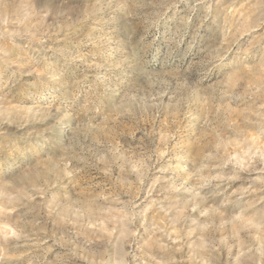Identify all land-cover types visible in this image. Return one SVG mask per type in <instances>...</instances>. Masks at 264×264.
Masks as SVG:
<instances>
[{"label": "rangeland", "instance_id": "obj_1", "mask_svg": "<svg viewBox=\"0 0 264 264\" xmlns=\"http://www.w3.org/2000/svg\"><path fill=\"white\" fill-rule=\"evenodd\" d=\"M62 8V30L18 40V46L9 43L8 63H0V181L13 180L18 187H26L37 173L51 181L52 162L65 154L70 130L75 129L79 143L93 152L100 145L118 142L137 158L142 152L155 153V167L136 189L138 199L145 200L157 176L173 175L171 171L161 174L159 169L180 163L187 169L179 174L184 179L193 163L215 152L221 140L238 139L237 133L245 137L260 134L264 140V109L260 108L264 88L248 95L264 85V24L254 27L264 20V0H67ZM29 72L32 75H27ZM52 76L58 79L50 80ZM161 80L167 82L165 107L146 116L137 112L135 119L116 116L114 110L129 92L138 97L146 92L155 94L161 91ZM106 87L114 91L106 92ZM177 100L181 101L179 107ZM33 105L41 111L28 112ZM64 110L72 115L65 121L63 138L50 139L40 147L38 134L48 136L45 129ZM258 111L261 115H255ZM81 124L84 126L78 128ZM177 129L175 141L169 139V133ZM29 132L33 133L30 139L20 138ZM165 147L166 154L159 158ZM178 156L187 159L178 162ZM65 162L81 167V178L50 187L38 197L39 215L28 216L37 221L40 241L46 240L44 248L51 251L22 249L23 258L13 264H34V257L40 264H64L65 249L50 238L60 234L57 218L44 207L53 194L67 192L73 199L78 195L88 199L92 191H100L91 186L106 183L120 190L119 167H113L108 180L99 171L104 165L93 167L95 161L90 156L87 167L78 161ZM241 183H233L228 191ZM185 198L181 193L173 202ZM220 199L215 198L216 202ZM17 215L0 217V222L11 223ZM191 215L198 218L199 212ZM151 230L149 220L140 230L139 243L148 239ZM69 238L77 242L72 232ZM132 252L142 255L136 247ZM145 261L153 264L147 257ZM68 264L83 262L70 259Z\"/></svg>", "mask_w": 264, "mask_h": 264}, {"label": "clouds", "instance_id": "obj_2", "mask_svg": "<svg viewBox=\"0 0 264 264\" xmlns=\"http://www.w3.org/2000/svg\"><path fill=\"white\" fill-rule=\"evenodd\" d=\"M66 2L0 0V63H8L9 43L18 46V40L47 35L52 29L62 30L59 20L65 15L62 5ZM260 24H264V20L254 27ZM116 67H122V64ZM147 78L152 87L151 76ZM49 79L54 81L58 77ZM98 80L102 82V78ZM159 83L161 91L155 94L146 92L143 97H138L129 92L125 101L114 110L116 116L135 119L137 112L146 116L152 110L165 107L163 97L167 94L164 91L167 82L161 80ZM262 88L264 85L248 95H255ZM110 90L114 91L105 89L106 92ZM180 103L177 100L176 106ZM260 108L264 109V105ZM27 111L38 113L41 109L33 105ZM57 112L61 110L57 109ZM71 115V111L64 110L59 119L53 117L54 122L45 129L49 135L38 134L41 137L37 141L39 146L43 147L50 139L63 138L65 121ZM255 115L261 113L258 111ZM83 126L77 125L78 128ZM88 126L95 127L90 123ZM70 131L69 147L49 169L51 181L39 173L26 187H18L13 180L0 181V200L6 201L0 203V217L18 213L11 223L0 222V264H13L14 260L22 259L25 254L22 249L51 251V248H44L46 240L40 241L37 221L28 216L39 215L38 197H43L50 187L64 180L73 183L81 178L83 169L65 161H78L87 167L89 156L95 161L93 167L104 165L99 171L108 180L112 179L113 167L120 168L121 178L117 181L120 190L115 191L106 183L91 186L99 187L100 191H92L88 199L79 195L73 199L67 192L62 196L56 193L44 204L48 214L57 218L60 234L50 238L54 245L65 249L61 257L64 264L70 259L83 264H146L145 257L153 264H264V140L260 134L245 137L237 133L238 139L221 140L216 144L215 152H209L198 163H193L187 178L179 177L181 172L187 171L180 163L159 169L161 174L171 171L173 175L157 176L148 196L139 200L136 189L145 183L155 167L152 159L155 153L142 152L137 158V154H129L131 150L124 149L118 142L104 146L99 141V148L93 152L79 143L75 129ZM178 132L177 129L169 133L168 138L175 141ZM32 136L29 132L20 138L28 140ZM167 150L165 147L159 158H163ZM176 159L182 162L187 157ZM189 180L195 183L189 185ZM238 181L241 185L229 192L228 188ZM157 185H161L159 190ZM153 192H156L155 197ZM181 193L186 194V198L173 202V197ZM216 197L222 199L216 202ZM196 212L199 217L193 218L191 214ZM149 220L152 221L151 234L141 244L140 230ZM69 232L75 235L76 243L70 240ZM134 247L140 249L141 256L133 255ZM33 259L34 264H40L38 258Z\"/></svg>", "mask_w": 264, "mask_h": 264}]
</instances>
